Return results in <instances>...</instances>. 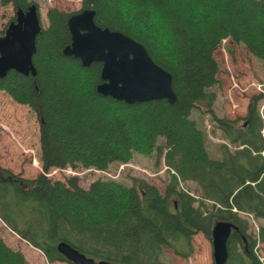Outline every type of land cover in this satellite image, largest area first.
Listing matches in <instances>:
<instances>
[{
	"label": "trees",
	"instance_id": "trees-1",
	"mask_svg": "<svg viewBox=\"0 0 264 264\" xmlns=\"http://www.w3.org/2000/svg\"><path fill=\"white\" fill-rule=\"evenodd\" d=\"M9 1L15 9L28 5ZM82 9L93 10L99 27L142 44L170 74L172 104L165 99L127 104L96 93L100 63L83 67L62 54L69 43L66 19ZM46 20L35 36L34 75L10 70L0 78V91L35 115L41 166L34 178L0 167L4 226L49 263L67 262L55 248L63 241L95 261L161 264L165 247L187 258L195 233L210 239L212 225L226 221L233 229L224 264H258L238 213L264 220L261 97L251 96L245 115L229 119L214 114L212 88L220 83L214 51L221 40L243 45L264 62V0H81L71 13L49 8ZM192 109L208 114L223 135L218 158L207 156L202 132L189 118ZM152 151L176 174L162 192L139 178L129 186L95 179L83 188L75 176L64 181L46 176L50 168L103 170L134 152ZM179 180L195 184L198 198L182 190ZM257 236L264 243V225ZM0 264L27 262L0 238Z\"/></svg>",
	"mask_w": 264,
	"mask_h": 264
},
{
	"label": "rangeland",
	"instance_id": "rangeland-1",
	"mask_svg": "<svg viewBox=\"0 0 264 264\" xmlns=\"http://www.w3.org/2000/svg\"><path fill=\"white\" fill-rule=\"evenodd\" d=\"M0 0V35L6 24L14 16L15 8L8 0ZM35 3L40 27L47 25L46 12L54 7L65 13L77 11L81 0H24ZM218 64L217 76L219 86L215 92L213 111L215 115L229 119H240L245 115L246 103L253 95L260 94L258 113L262 120L260 133L264 132V62L252 56L241 44L221 40L214 51ZM189 118L195 121L203 135V144L207 156L219 157L218 147L226 143L221 132L214 126L208 114L192 109ZM240 124L241 121H238ZM157 143H162L158 139ZM229 146V145H228ZM230 147V146H229ZM232 148V147H231ZM264 158V148L260 152ZM38 124L34 113L23 104L14 102L5 92L0 91V167L23 178H34L41 172L39 162ZM170 174L176 175L157 156L155 151L144 155L132 153L126 162H112L105 169L88 168H50L46 172L50 180L64 181L67 177H77L79 186L85 188L95 179L112 181L125 186L130 185L132 178L143 179L153 184L160 192L169 180ZM178 186L198 198L195 184L178 181ZM247 224V233L254 241L252 254L258 264H264V243L258 240V227L264 220L249 213H238ZM0 238L6 245L18 249L27 264H69L64 261L47 262L41 253L33 250L28 244L15 236L0 221ZM193 250L187 258L175 255L165 247L160 255L161 264H212L210 239L200 232L192 236Z\"/></svg>",
	"mask_w": 264,
	"mask_h": 264
},
{
	"label": "water",
	"instance_id": "water-1",
	"mask_svg": "<svg viewBox=\"0 0 264 264\" xmlns=\"http://www.w3.org/2000/svg\"><path fill=\"white\" fill-rule=\"evenodd\" d=\"M94 12L82 9L66 19L69 43L62 54L77 59L83 67L100 63L96 93L127 104L165 99L172 104L176 97L170 74L152 61L142 44L117 30L99 27L93 21ZM40 24L33 3L17 8L0 35V78L13 70L22 75H34L32 55ZM233 229L226 221L215 222L210 229L212 264H224L227 258L226 240ZM56 251L71 264H116L95 261L67 243L59 241Z\"/></svg>",
	"mask_w": 264,
	"mask_h": 264
},
{
	"label": "crops",
	"instance_id": "crops-1",
	"mask_svg": "<svg viewBox=\"0 0 264 264\" xmlns=\"http://www.w3.org/2000/svg\"><path fill=\"white\" fill-rule=\"evenodd\" d=\"M11 232V231H10ZM13 233V232H12ZM14 234V233H13ZM15 236H17L16 234H14ZM24 241V240H23ZM28 246H30L29 244H28ZM30 248L31 249H33V250H35V251H37V252H39V253H41L39 250H37V249H35V248H33L32 246H30ZM42 254V253H41ZM43 256V255H42Z\"/></svg>",
	"mask_w": 264,
	"mask_h": 264
},
{
	"label": "flooded vegetation",
	"instance_id": "flooded-vegetation-1",
	"mask_svg": "<svg viewBox=\"0 0 264 264\" xmlns=\"http://www.w3.org/2000/svg\"><path fill=\"white\" fill-rule=\"evenodd\" d=\"M30 3H28V5H29ZM25 9V8H24Z\"/></svg>",
	"mask_w": 264,
	"mask_h": 264
},
{
	"label": "built area",
	"instance_id": "built-area-1",
	"mask_svg": "<svg viewBox=\"0 0 264 264\" xmlns=\"http://www.w3.org/2000/svg\"><path fill=\"white\" fill-rule=\"evenodd\" d=\"M234 210V209H233Z\"/></svg>",
	"mask_w": 264,
	"mask_h": 264
}]
</instances>
